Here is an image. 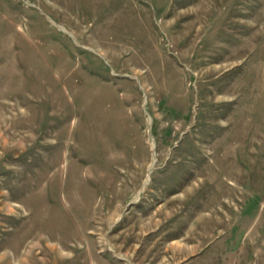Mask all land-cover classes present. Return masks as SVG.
<instances>
[{"label": "rangeland", "instance_id": "rangeland-1", "mask_svg": "<svg viewBox=\"0 0 264 264\" xmlns=\"http://www.w3.org/2000/svg\"><path fill=\"white\" fill-rule=\"evenodd\" d=\"M0 264H264V0H0Z\"/></svg>", "mask_w": 264, "mask_h": 264}, {"label": "bare ground", "instance_id": "bare-ground-1", "mask_svg": "<svg viewBox=\"0 0 264 264\" xmlns=\"http://www.w3.org/2000/svg\"><path fill=\"white\" fill-rule=\"evenodd\" d=\"M155 162H156V160H155V158H153L152 161H151V163L149 164V167H148V169H147V175H146L147 177H146L145 184H146L147 181L149 180V175H150V173H151L150 171L153 169Z\"/></svg>", "mask_w": 264, "mask_h": 264}]
</instances>
